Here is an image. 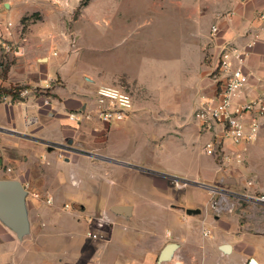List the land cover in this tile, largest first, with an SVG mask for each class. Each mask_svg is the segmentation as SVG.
Listing matches in <instances>:
<instances>
[{"label": "crops", "instance_id": "0c3cea01", "mask_svg": "<svg viewBox=\"0 0 264 264\" xmlns=\"http://www.w3.org/2000/svg\"><path fill=\"white\" fill-rule=\"evenodd\" d=\"M16 1L0 0V14L8 19L6 10H10ZM263 9L264 0H205L199 4V12L193 7L190 8L188 3L186 19L178 28H181L179 58L175 63L166 66L165 62H154L151 65L141 66L142 68L135 73L121 72L134 87V105L128 118L117 122L115 126L107 123L105 127L107 132L98 130L94 122L99 119L95 102L91 99L95 97V91L92 96H88L85 90L84 94L69 92L67 86L57 85L56 79H52L49 87L39 85L41 76L34 68L38 66L40 58L42 62H49L55 56L47 32L40 31L39 28L37 30L29 28L20 38L21 28L13 29L14 35L8 41H14L12 44L15 52H5L12 61L4 71L0 72V88L19 85L29 88L30 92L22 99H13L11 95H3L0 99V179L19 180L26 189L29 232L19 237L0 218V264H48L44 263L46 260L42 257H53L54 250L40 246L39 239L42 240L45 235L33 232L34 226L39 222V212L36 208L38 198L34 194L42 193V202L46 204V199L52 198V202L48 203L52 207L47 211L50 218L57 220V214L67 207L64 203L56 202L57 198L49 191L50 188H56L57 193L63 188H80L83 183V172L86 171L82 155L87 153L84 150L103 142V135L111 131L124 132L128 138L127 130L138 120H142L140 118L145 112L153 114L151 110L153 106L149 104L148 98L153 97L154 94L158 95L160 104L157 107L158 115L155 117L150 115L153 126L150 132L149 128L145 131L147 140L150 141V138L155 136L162 141L165 138L175 137L178 141L181 139L183 143L186 136L194 135L195 144H203L206 152L205 145L220 136L221 126L207 130L194 114L204 102L217 96L221 84L219 69L221 47L226 43H233L248 52L245 69L251 73V77L236 98V102L242 103L250 99L264 85V41L256 42L251 48L247 47L253 34L258 30L257 13ZM12 13L9 19L18 22L22 14L14 11ZM190 21L193 22L192 25ZM213 25L218 26L216 33H212ZM1 42L0 40V48H3ZM1 62L2 60L0 67ZM171 80H174V84H171ZM33 88L45 89L43 91H47L48 95L37 96L32 92ZM36 100L43 108H39ZM61 107L67 109L68 114L87 109L90 117L73 121L67 116L63 122L67 125L66 129L62 135L56 134L60 126L56 118ZM42 117L50 123L44 126L37 125ZM50 127H53V132L45 133ZM259 141L264 143V125L257 140L245 146L224 142L227 155L225 160L228 161V165L220 169L215 164V160L213 165L226 177L238 176L240 186L244 188L234 186L203 188L207 191L209 199L206 207L203 208L204 212L202 209L193 212L195 219L192 221L197 223L198 219L202 218L199 233L193 227L180 233L167 229L163 234L159 231L158 220L147 221L142 219L144 217H140L142 206L137 212L138 208L134 204L115 202L109 206L114 225L108 230L107 239L97 241L93 249L84 248V252L79 249L76 253H72L71 246L68 245L63 250L62 264H71L74 259L77 262L83 255L85 262L83 264H221L222 262L249 264L251 259H254L256 264H264V202L255 197L264 196V185L253 181L259 172L253 146ZM56 144H62L63 147H58ZM262 148L261 151L264 152V147ZM37 153L46 161L40 168V174L46 180L43 183L44 188L49 190L37 189L41 188L38 181L32 180L34 172L38 171ZM88 157L93 159L92 163L97 169H104L107 174L117 169L114 155L95 154ZM13 159L18 162L15 166L11 163ZM59 161H63L64 165ZM66 165L69 168L70 187L65 186L64 179L55 171V169H64ZM8 167L10 170H7ZM204 173L209 180L216 177L214 171L204 169ZM95 174L93 172V175ZM155 181L156 185L164 186L163 181ZM155 189L157 193H161L170 188ZM214 199H223L222 209L219 212L211 206ZM78 205L81 206L80 210L76 208L74 211L66 210L72 217L76 215L75 219L80 223L82 220L80 221L79 217L93 215L96 211H105L104 208L95 205L90 207L85 204ZM114 206H129L130 212L115 213L112 210ZM197 206L202 208L199 203ZM171 208L174 210L175 207ZM209 210L212 211L210 214ZM132 219L135 221L130 224ZM187 221L188 217L183 213L181 222ZM207 230L210 231L209 234H205ZM73 234L76 233H71V238L75 241H86L85 233L81 237L78 235L74 237ZM170 243L177 244L175 250L167 260H160L163 250ZM39 249L48 252L46 255H41Z\"/></svg>", "mask_w": 264, "mask_h": 264}, {"label": "rangeland", "instance_id": "374dc122", "mask_svg": "<svg viewBox=\"0 0 264 264\" xmlns=\"http://www.w3.org/2000/svg\"><path fill=\"white\" fill-rule=\"evenodd\" d=\"M202 1L205 0H91L80 8L81 0H17L13 7H9L10 10L6 11L8 18L12 17V11L22 14L18 22L13 20V29L21 28L20 38L29 28L33 30L39 28L40 31H46L51 39L55 56L49 62H42L40 58L38 66L34 68L41 76L39 85L49 87L52 79H56L55 83L62 87L67 86L69 92L84 94L85 90L88 96H92L95 91V97L91 99L97 106L96 92L103 85H122L133 95L134 87L121 72L135 73L142 68L141 66L151 65L154 62H165V66L175 63L181 52V28H178L186 19L188 3L190 8L198 10ZM2 8L6 9L3 6ZM189 23L192 25L193 22ZM13 35L14 33L11 38ZM13 42V40L8 41L11 44ZM4 56L7 57L4 59ZM0 58L1 72L12 59L5 54L4 48H0ZM170 82L174 84V80ZM43 90L45 89L33 88L32 92L37 96L48 95V92ZM158 99L156 94L148 98L149 104L153 106L151 109L153 114L145 112L140 118L142 120H138L127 130L128 138L124 132L111 131L103 135V142L84 150L87 153L82 155L86 171L83 172V183L80 188H63L59 193L55 192L56 188L50 190L44 188L43 183L46 180L40 174V168L46 161L37 153L38 171L34 172L32 180L38 181L41 188L37 189L42 191L48 189L57 198L56 202L64 203L67 207L57 214V220H53L47 211L52 206L38 198L36 208L39 212V222L34 226L33 232L45 235L42 240L39 239L40 246L54 250L53 257H42L46 260L43 259L44 263L62 264L63 250L68 245L71 246L72 253H76L79 249L84 252V248L93 249L97 241L106 240L108 230L114 225L109 209L112 203L134 204L138 208L137 212L142 206L140 217H144L142 219L147 221L158 220L159 231L163 234L167 229L180 233L193 227L199 233L202 218L198 217L197 223L192 221L195 219L193 212L200 209L203 211L209 199L207 191L203 188H232V186L244 188L240 186L238 176L226 177L213 165L214 160L220 169L228 165L223 154L226 153L225 144L224 152L220 150V146L216 155H209L204 151L203 144H195L194 135L186 136L183 143L181 139L178 141L175 137L165 138L162 141L155 136L150 138V141L147 140L145 131L149 128L150 132L153 126L150 115L154 117L158 115L157 107L160 104ZM36 103L39 108H43L38 100ZM85 111L88 112L87 109ZM67 116L68 110L61 107L56 118L60 125L57 132L55 131L56 134L62 135L66 129L67 125L63 122ZM99 119L94 121L96 127L107 132L105 130L107 122ZM48 123L50 121L42 117L37 125L44 126ZM116 123L108 124L115 126ZM51 131L53 132V127L47 128L45 133ZM151 133L153 135V131ZM225 142L230 143L227 139ZM262 147L264 143L260 141L253 146L259 168L253 181L264 185ZM95 154L114 155L117 169L109 174L104 169H97L92 163L93 159L88 157ZM11 161L14 166L18 163L14 159ZM59 162L64 165L63 161ZM204 169L214 171L216 177L209 180L205 176ZM55 171L64 179L65 186L70 187L68 166ZM93 172L96 174L93 175ZM155 180L163 181L164 186L156 185ZM155 188L170 189L157 193ZM197 203L202 208H199ZM78 204H85L87 207L99 206L105 211H96L93 215L82 216V219L79 217L78 219L82 220L80 223L75 219L76 215L72 217L67 211L70 209L74 211L75 208L80 210L81 206ZM171 207H175L174 210ZM183 213L188 217L186 223L181 222ZM100 218L104 220L103 226L99 225ZM134 221L135 219H132L130 224ZM70 232L76 233L73 234L74 237L77 235L81 237L85 233L86 241H75L71 238ZM88 232L96 233L97 238L89 236ZM39 252L41 255H46L48 251L39 249ZM81 258L77 262L74 259L75 264L85 263L84 255ZM74 262L72 261L71 264Z\"/></svg>", "mask_w": 264, "mask_h": 264}, {"label": "built area", "instance_id": "2783aa9c", "mask_svg": "<svg viewBox=\"0 0 264 264\" xmlns=\"http://www.w3.org/2000/svg\"><path fill=\"white\" fill-rule=\"evenodd\" d=\"M258 30L253 34L247 47L251 48L258 41H264V9L258 11ZM14 22L0 14V40L6 53L15 52L14 45L8 43L13 33ZM212 33L218 31V26L213 25ZM247 50H243L233 43H226L221 47L219 69L221 75L220 87L216 98L204 102L195 112V118L199 120L207 130H214L221 126L220 136L208 142L205 150L210 155H216L218 147L224 152V142L229 140L233 145L245 146L257 140L260 129L264 125V85L256 95L238 103L236 98L243 88L249 83L251 73L245 69V58ZM30 89L20 91V96L25 97ZM96 110L98 117L107 123L120 122L128 118L133 109V95L122 85H103L96 92ZM90 117V112L79 110L70 112L68 118L73 121H80ZM219 150V151H220ZM224 159L227 158L226 153ZM7 170H10L8 167ZM36 198H42L35 193ZM256 199L264 202V196H255ZM223 199H214L211 202L212 208L219 212L222 209ZM47 203L52 198L46 199ZM103 218H100L99 225L103 226ZM207 230L205 234H209ZM89 236L97 238L96 233L88 232Z\"/></svg>", "mask_w": 264, "mask_h": 264}, {"label": "water", "instance_id": "95a60500", "mask_svg": "<svg viewBox=\"0 0 264 264\" xmlns=\"http://www.w3.org/2000/svg\"><path fill=\"white\" fill-rule=\"evenodd\" d=\"M56 146L63 147L62 144H56ZM26 194L27 191L19 180L0 179V218L10 226L19 237H22L29 232V221L25 201ZM112 210L118 214H129L130 207L114 206ZM176 246V243L168 244L163 250L160 260H167L175 250ZM249 264H256V261L251 259Z\"/></svg>", "mask_w": 264, "mask_h": 264}, {"label": "trees", "instance_id": "16d2710c", "mask_svg": "<svg viewBox=\"0 0 264 264\" xmlns=\"http://www.w3.org/2000/svg\"><path fill=\"white\" fill-rule=\"evenodd\" d=\"M91 0H81L79 7L86 6ZM25 86H13L11 88H5L1 87L0 88V99L3 95H11L13 99H22L20 96V91L23 90Z\"/></svg>", "mask_w": 264, "mask_h": 264}]
</instances>
